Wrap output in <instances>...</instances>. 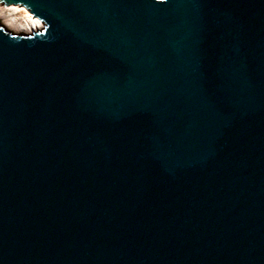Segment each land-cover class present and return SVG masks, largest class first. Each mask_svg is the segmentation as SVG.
Wrapping results in <instances>:
<instances>
[{
	"label": "water",
	"instance_id": "obj_1",
	"mask_svg": "<svg viewBox=\"0 0 264 264\" xmlns=\"http://www.w3.org/2000/svg\"><path fill=\"white\" fill-rule=\"evenodd\" d=\"M0 5V264H264V0Z\"/></svg>",
	"mask_w": 264,
	"mask_h": 264
},
{
	"label": "bare ground",
	"instance_id": "obj_2",
	"mask_svg": "<svg viewBox=\"0 0 264 264\" xmlns=\"http://www.w3.org/2000/svg\"><path fill=\"white\" fill-rule=\"evenodd\" d=\"M0 19L15 32L31 33L42 27V22L19 6L5 7L0 5Z\"/></svg>",
	"mask_w": 264,
	"mask_h": 264
},
{
	"label": "rangeland",
	"instance_id": "obj_3",
	"mask_svg": "<svg viewBox=\"0 0 264 264\" xmlns=\"http://www.w3.org/2000/svg\"><path fill=\"white\" fill-rule=\"evenodd\" d=\"M3 6V5H1ZM11 6H18V5H10V6H5V7H11ZM20 7V6H19ZM22 7V6H21ZM22 8H25V7H22ZM25 33V32H24Z\"/></svg>",
	"mask_w": 264,
	"mask_h": 264
}]
</instances>
